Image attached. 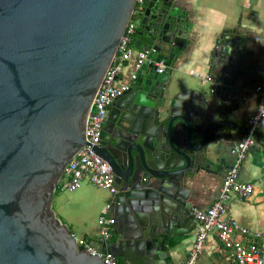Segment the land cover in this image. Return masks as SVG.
I'll use <instances>...</instances> for the list:
<instances>
[{"label":"water","instance_id":"water-1","mask_svg":"<svg viewBox=\"0 0 264 264\" xmlns=\"http://www.w3.org/2000/svg\"><path fill=\"white\" fill-rule=\"evenodd\" d=\"M177 3L149 0L137 10V0H0V264H104L78 246L53 203L135 14L134 48L150 53L112 103L96 147L114 173L108 203L118 240H83L124 264H178L171 250L195 225L188 183L231 167L222 151L249 132L246 99L260 74L254 40L235 27L215 40L211 81L181 89L174 68L193 25Z\"/></svg>","mask_w":264,"mask_h":264},{"label":"crops","instance_id":"crops-1","mask_svg":"<svg viewBox=\"0 0 264 264\" xmlns=\"http://www.w3.org/2000/svg\"><path fill=\"white\" fill-rule=\"evenodd\" d=\"M178 5L192 22V39L183 56L174 68L173 78L181 89H201L208 83L207 61L210 57L217 36L225 29L239 27L249 33L254 40V51L259 63V81L263 80L264 68V0H177ZM136 58L126 64L121 79H127L133 70ZM159 68H162L159 65ZM245 119L256 114L259 96L254 88L247 94ZM248 121V120H247ZM263 138L249 150L248 159L244 162L239 181L254 185V193L246 199L232 198L230 216L242 227L253 232H261L262 237L255 243L264 251V131ZM243 134L229 142L222 155L233 163L231 149L242 139ZM230 168H228L229 170ZM214 175L201 172L193 182L188 183L191 200L199 210H205L219 198L226 173ZM111 195L89 183L75 192L58 193L53 208L57 216L68 226L71 234L80 239L84 236H100V215L108 204ZM110 215L113 216L111 210ZM200 229L195 219L193 231L176 240L178 244L171 250V255L178 264H184L195 245ZM114 234L111 243H116ZM196 264H233L224 249L217 233L209 235L205 248L198 255Z\"/></svg>","mask_w":264,"mask_h":264},{"label":"built area","instance_id":"built-area-1","mask_svg":"<svg viewBox=\"0 0 264 264\" xmlns=\"http://www.w3.org/2000/svg\"><path fill=\"white\" fill-rule=\"evenodd\" d=\"M148 2L149 0H137V10L142 9ZM134 18L136 14L126 28L117 55L107 70L92 103L87 118L86 144L79 149L66 166L56 192H75L85 183H89L98 189L107 191L110 195L116 193L113 170L108 162L97 153L96 147L100 144L109 107L116 98L131 88L132 83L137 79L138 71L150 53L147 50L137 52L134 48L133 41L137 28V19L134 20ZM133 57L136 58L133 70L127 79H121L126 63ZM158 71L162 72L163 69L159 68ZM207 81L210 82L211 78L208 77ZM255 92L259 96L257 112L247 121L249 132L243 134L242 139L231 149L234 160L226 173L219 198L205 210L194 209V216L200 229L190 256L184 264H196L198 255L205 248L208 237L212 233H217L233 264H264V251L255 243V239H260L262 233L242 227L230 216L232 198H249L255 190L253 184L239 181V173L248 159L250 148L257 142L254 133L264 131V68L263 80L256 85ZM110 210L111 204L108 203L99 218L100 237L104 244L111 243L114 236L113 229L116 220L110 215ZM72 238L77 241L78 246H83L88 254L102 257L104 264H124L113 253L98 252L93 246L86 244L83 239L73 234Z\"/></svg>","mask_w":264,"mask_h":264},{"label":"flooded vegetation","instance_id":"flooded-vegetation-1","mask_svg":"<svg viewBox=\"0 0 264 264\" xmlns=\"http://www.w3.org/2000/svg\"><path fill=\"white\" fill-rule=\"evenodd\" d=\"M111 114H112V106H110L109 107V109H108V114H107V118H106V120H105V123H104V125H103V129H110V127H111V124L109 123V119H110V117H111ZM103 131V130H102ZM105 137H106V134H101V138H100V143H103L104 141H105ZM101 153H102V155L105 157V158H107V159H110V154H109V152H108V150L107 149H105V148H103L102 150H101Z\"/></svg>","mask_w":264,"mask_h":264},{"label":"rangeland","instance_id":"rangeland-1","mask_svg":"<svg viewBox=\"0 0 264 264\" xmlns=\"http://www.w3.org/2000/svg\"><path fill=\"white\" fill-rule=\"evenodd\" d=\"M58 193H60V192H56V194H58Z\"/></svg>","mask_w":264,"mask_h":264},{"label":"trees","instance_id":"trees-1","mask_svg":"<svg viewBox=\"0 0 264 264\" xmlns=\"http://www.w3.org/2000/svg\"><path fill=\"white\" fill-rule=\"evenodd\" d=\"M134 20H136V18H134ZM114 237V236H113Z\"/></svg>","mask_w":264,"mask_h":264}]
</instances>
